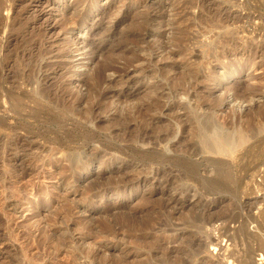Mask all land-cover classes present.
<instances>
[{"label":"rangeland","instance_id":"rangeland-1","mask_svg":"<svg viewBox=\"0 0 264 264\" xmlns=\"http://www.w3.org/2000/svg\"><path fill=\"white\" fill-rule=\"evenodd\" d=\"M186 237L264 264V0H0V264Z\"/></svg>","mask_w":264,"mask_h":264},{"label":"bare ground","instance_id":"bare-ground-1","mask_svg":"<svg viewBox=\"0 0 264 264\" xmlns=\"http://www.w3.org/2000/svg\"><path fill=\"white\" fill-rule=\"evenodd\" d=\"M74 24H75V22H74ZM77 24H78V22H77ZM203 115H202V120H201V124H202L203 129L211 132L212 138H214L216 143L220 144V147L223 144H224V146L227 145L229 147H232L236 144V142L241 140V136L239 135V133H235V132L233 133L231 131H229V132L225 131L224 129H222V127L220 125H218L214 122V120L212 119V116L210 118V115L209 116L205 115L204 117H203ZM197 240H199V239H196V238L194 239L193 237L192 238L186 237L183 240L179 241L178 246L176 245L177 247L176 246L171 247V249H166V248H164V246H162L159 243L157 244V243L151 242L150 244H145V246H144L145 250L144 251H146V252H144V253H146L145 254L146 259H145L144 263L145 264H151L152 263L151 259L156 257L157 264H195V263H192L191 262L192 260H190V259L192 257H194L199 251L198 247L196 246L197 244H199V242ZM173 251H177L176 253L182 251L183 254H180L181 256H176V259L175 258L171 259L170 257H172V256H170V255ZM173 254H175V252H173L172 255ZM185 255H187L186 258H185ZM213 263L214 262H211L210 260L202 259V261L199 264H213ZM243 264H247V263L243 262Z\"/></svg>","mask_w":264,"mask_h":264}]
</instances>
